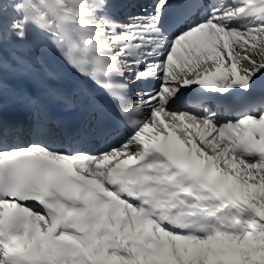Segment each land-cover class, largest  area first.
Segmentation results:
<instances>
[{
    "label": "snow or ice",
    "instance_id": "6c2138e0",
    "mask_svg": "<svg viewBox=\"0 0 264 264\" xmlns=\"http://www.w3.org/2000/svg\"><path fill=\"white\" fill-rule=\"evenodd\" d=\"M133 6L0 0V264H264V0ZM49 47L114 124L52 86L3 118L6 80L58 79ZM126 73L156 83L133 100Z\"/></svg>",
    "mask_w": 264,
    "mask_h": 264
},
{
    "label": "bare ground",
    "instance_id": "6f19581e",
    "mask_svg": "<svg viewBox=\"0 0 264 264\" xmlns=\"http://www.w3.org/2000/svg\"><path fill=\"white\" fill-rule=\"evenodd\" d=\"M14 45L9 42L5 47V54L10 53ZM39 55L45 61V63L58 74L56 81H51L52 84L62 90V87L67 84L78 85L81 90H85L87 93L94 92L95 89L99 88L93 84L89 79L76 73L53 49L43 48L39 49ZM18 142V141H17ZM23 143V142H19ZM25 143V142H24ZM95 142L94 144H96Z\"/></svg>",
    "mask_w": 264,
    "mask_h": 264
},
{
    "label": "rangeland",
    "instance_id": "374dc122",
    "mask_svg": "<svg viewBox=\"0 0 264 264\" xmlns=\"http://www.w3.org/2000/svg\"><path fill=\"white\" fill-rule=\"evenodd\" d=\"M145 2H147V0H133V3H134L135 6L130 7L127 11L135 12V11L138 10V5L141 4V3H145ZM205 2H210V0H205ZM125 80L129 82V85H130V93L129 94H130L131 99H133V100H135L137 98V93H139L141 90L147 89V88H149V86L151 84H155L156 83L155 81H151L148 84L140 83V82L131 83V81H129V79H128V74L127 73L125 74ZM22 137L23 136L13 137V138H11V140H15L17 138L20 139ZM11 142H15V141H11ZM24 142H26V140L23 141V143ZM103 147H106V145L103 142H97L96 144L91 145V150L93 152H95L97 149H100V148H103Z\"/></svg>",
    "mask_w": 264,
    "mask_h": 264
}]
</instances>
